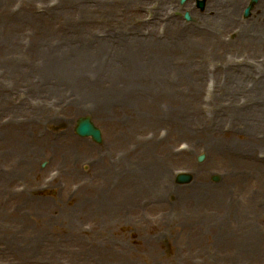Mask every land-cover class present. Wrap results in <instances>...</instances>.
Masks as SVG:
<instances>
[{
    "label": "rangeland",
    "instance_id": "obj_1",
    "mask_svg": "<svg viewBox=\"0 0 264 264\" xmlns=\"http://www.w3.org/2000/svg\"><path fill=\"white\" fill-rule=\"evenodd\" d=\"M251 1L209 48L199 0H0V264H264Z\"/></svg>",
    "mask_w": 264,
    "mask_h": 264
},
{
    "label": "bare ground",
    "instance_id": "obj_2",
    "mask_svg": "<svg viewBox=\"0 0 264 264\" xmlns=\"http://www.w3.org/2000/svg\"><path fill=\"white\" fill-rule=\"evenodd\" d=\"M260 1V0H259ZM264 2V0H263ZM162 0H159L158 4L159 6H162ZM212 5L209 6L207 9L206 13H204L202 16H198L201 20V23H207L206 21L209 20L210 24H207L206 27L202 29L203 32V40H206L209 42L211 40V44L208 46L210 48L211 45L213 44H221L225 43L223 41V34L225 31V27L230 25V22H232V19L236 16L237 9L233 5L229 7L228 10H224L223 6L218 3V0L211 1ZM166 6V5H165ZM164 6H162L163 8ZM253 27H257L253 25ZM239 67H234V69H237ZM4 98L0 95V101L3 100ZM12 120L10 118L9 122ZM15 123V122H14Z\"/></svg>",
    "mask_w": 264,
    "mask_h": 264
},
{
    "label": "water",
    "instance_id": "obj_3",
    "mask_svg": "<svg viewBox=\"0 0 264 264\" xmlns=\"http://www.w3.org/2000/svg\"><path fill=\"white\" fill-rule=\"evenodd\" d=\"M182 2H185L186 0H181ZM257 2V0H252V3L246 8L245 10V15L249 16L251 14V9L254 7V4ZM199 6L201 8H204L205 6V1H200ZM185 18L188 21H191L192 17L190 16L189 12L185 13ZM76 132L83 137H92L96 142L101 143L103 141L102 137V131L100 128H98L94 122L92 121L91 117L89 116H84L80 117L77 121V126H76ZM205 159V155L202 154L199 156L198 160L203 161ZM193 179L191 174H179L177 176V181L179 183H189ZM215 180H218V177H214Z\"/></svg>",
    "mask_w": 264,
    "mask_h": 264
}]
</instances>
